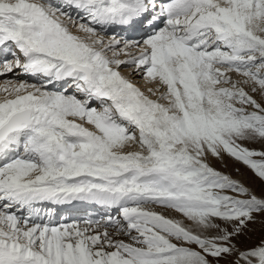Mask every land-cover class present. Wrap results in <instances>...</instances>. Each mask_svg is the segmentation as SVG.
<instances>
[{
  "label": "snow or ice",
  "instance_id": "1",
  "mask_svg": "<svg viewBox=\"0 0 264 264\" xmlns=\"http://www.w3.org/2000/svg\"><path fill=\"white\" fill-rule=\"evenodd\" d=\"M0 77V264H264V0H0Z\"/></svg>",
  "mask_w": 264,
  "mask_h": 264
},
{
  "label": "rangeland",
  "instance_id": "2",
  "mask_svg": "<svg viewBox=\"0 0 264 264\" xmlns=\"http://www.w3.org/2000/svg\"><path fill=\"white\" fill-rule=\"evenodd\" d=\"M255 147H259V146L258 145H255ZM228 163H229L228 168H223L219 163H217L216 166L218 168H220L221 170H223V171L232 172L233 165L231 164V162H228ZM237 166H239V165H237ZM241 171L245 173V176L244 177H241L242 179L251 175L250 173L247 172L246 169L241 168ZM258 237H259V232L257 231L256 233L253 234V241L255 239H258Z\"/></svg>",
  "mask_w": 264,
  "mask_h": 264
},
{
  "label": "bare ground",
  "instance_id": "3",
  "mask_svg": "<svg viewBox=\"0 0 264 264\" xmlns=\"http://www.w3.org/2000/svg\"><path fill=\"white\" fill-rule=\"evenodd\" d=\"M4 78H5V77H0V79H4ZM77 208H78V207H75V208H73L72 210L69 209V212H70V211H73L72 213H69V215H70V216H72V215H76V216H78V215H80L81 211H82L83 209H85V208L94 209V208H92V207H89L88 205H81V206H80V208H81L80 211H77V210H78ZM74 212H75V213H74ZM64 216H67V214L64 213Z\"/></svg>",
  "mask_w": 264,
  "mask_h": 264
}]
</instances>
